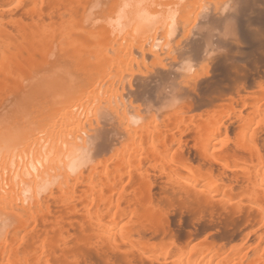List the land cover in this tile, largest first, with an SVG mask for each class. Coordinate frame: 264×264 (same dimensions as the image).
Instances as JSON below:
<instances>
[{"label":"bare ground","instance_id":"obj_1","mask_svg":"<svg viewBox=\"0 0 264 264\" xmlns=\"http://www.w3.org/2000/svg\"><path fill=\"white\" fill-rule=\"evenodd\" d=\"M88 5L0 0V214L14 225L0 264H264V0L198 22L233 21L211 59L208 33L193 30L165 62L85 27ZM186 57L202 64L182 90L188 104L140 128L101 112L95 165L19 201L12 154L94 127L96 106L115 95L158 106Z\"/></svg>","mask_w":264,"mask_h":264},{"label":"clouds","instance_id":"obj_2","mask_svg":"<svg viewBox=\"0 0 264 264\" xmlns=\"http://www.w3.org/2000/svg\"><path fill=\"white\" fill-rule=\"evenodd\" d=\"M236 0H89L83 17V25L92 30L102 29L115 42H124L141 53L160 56L164 62L176 60L178 50H182L181 40L192 35L193 30L208 33L204 55L211 59L218 52L214 40L217 36L229 39L235 36L232 20H226L223 30L210 24L198 25L210 14L224 17L235 11ZM183 28V36L177 40L178 29ZM189 34L185 36V33ZM174 58V59H173ZM207 63V62H205ZM204 64V63H203ZM202 65V64H201ZM194 66L190 57L181 60L175 71L180 79L160 89L157 94L159 105L151 102L137 110L123 95L112 96L96 106L94 127L82 128L78 133L67 134L55 142L42 141L38 147L19 155L12 154L9 166L19 201L25 206L40 200L61 186L66 179L78 177L95 165L96 130L100 125V113L111 112L123 125L140 128L148 119L176 112L187 103L182 96L184 87H191V78L201 69ZM69 80L75 77L69 74ZM188 82L186 85L185 82ZM122 87L127 80L121 82ZM143 108V110H142ZM3 150L0 149V159ZM10 216L0 214V238L13 228Z\"/></svg>","mask_w":264,"mask_h":264},{"label":"rangeland","instance_id":"obj_3","mask_svg":"<svg viewBox=\"0 0 264 264\" xmlns=\"http://www.w3.org/2000/svg\"><path fill=\"white\" fill-rule=\"evenodd\" d=\"M174 210H175V209H173V208L171 209L170 216H172L171 219H172V218H176V219H175V220H176V223H178V222L181 220V219L179 220L180 213H179V211H174ZM176 210H178V209H176ZM174 213H175V215H177V213H179V216H175V217H173V216H174ZM185 213H186V212H185ZM185 213H183L182 215H185ZM172 214H173V215H172ZM186 215H187V214H186ZM177 217H178V221H177ZM184 217H185V216H184ZM185 218H186V217H185ZM185 218L182 217L183 222H184L187 218H189V221H191V220L193 221V219H190L189 216H187L186 219H185ZM184 219H185V220H184ZM187 220H188V219H187ZM192 221H191V222H192ZM178 224H180V225H184L185 223L182 224V222H180V223H178Z\"/></svg>","mask_w":264,"mask_h":264}]
</instances>
